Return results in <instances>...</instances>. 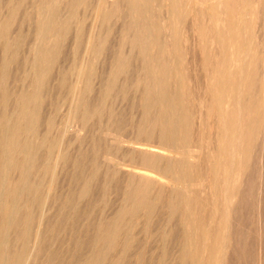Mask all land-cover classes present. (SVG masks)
<instances>
[{"label":"rangeland","instance_id":"obj_1","mask_svg":"<svg viewBox=\"0 0 264 264\" xmlns=\"http://www.w3.org/2000/svg\"><path fill=\"white\" fill-rule=\"evenodd\" d=\"M26 1H28V3ZM98 1L100 0H86V4L80 5L78 10H76L77 12L75 11L73 12V15L62 16V20H60V22L58 23L57 29L55 28L52 32H50L51 34L53 33L52 38H50V40L45 39L41 43L40 49L42 50L40 51L34 48L32 49V46L34 44V41L32 40L33 39L35 40L36 38L35 31L38 26V22L36 21V15L34 13L30 14L29 12L31 8L32 0L31 1L21 0V3L18 6L20 11L17 8L14 12L15 15L14 14L10 16L6 15L7 12L6 7H3V11H1L2 15H0V25L2 26H0V72H1L0 74L1 77L0 78V114H1L0 143L1 142L2 143L0 144V152L1 151L3 152L0 153V161H1L0 162V264H259V263L264 264V259H262L264 258V254H263L264 253V235H263L264 213L262 212L264 211V200H263L264 187L262 185L264 184V170H262L264 169V159H263L264 141L262 140L263 136H261V133L260 134L257 133L256 135L254 134L255 137L251 140L250 146L244 148L245 149L244 151H240L239 153L235 154L236 155L234 160L235 166L234 165L232 166L234 170L231 167L228 168L227 170H225V172L223 171L221 173L222 175L224 173L223 176L220 174L217 167L218 163H220V159L216 157L218 156L217 153H219L221 150L220 147L225 142L221 130L219 117L220 115H223L224 112H226L227 110H231L232 108L231 105L233 106L237 101L238 87H239L238 84L240 80L243 81V79H241V77L239 76L240 72H242L241 74L246 72L249 73L251 72L250 82H248V87L246 86L245 89H246V94L249 93L248 94L249 96L252 95L251 99L255 103L254 111H253L254 113L253 120L255 121V123L253 121L252 129L255 128V132H256L258 128L260 127L264 128V116H263L264 115V81H263L264 80V70H263L264 69V41H263L264 40V15H263L264 0H229V1L228 0H208V1L157 0V2L156 0H149L150 1L149 11L147 13L148 16L147 15L146 16L154 21L156 20L159 22H161L163 19L166 18L165 15L166 8L168 7V3H170L171 1H174L176 4L178 5L181 4L180 6L185 7L184 9H182L181 12V14L184 16L182 17L181 15H179L180 17V20L178 22L179 32L178 30L176 31V34L178 35L176 38L171 39L170 42L174 44L176 43V45L173 47V50H174V56L178 58L176 65H178L179 68L178 73L180 75L177 80V85H178L177 87L178 90L180 91L182 90L181 92L183 93L182 95L184 98L183 102L186 106L185 114H186L187 123L185 128L186 130L184 133L187 134L186 135L187 138L184 141H182L183 143L181 142V144H183L182 149L184 148L183 151H185L186 148L187 150L185 153H187L188 155L189 153L192 154V156L187 158V161L189 162L192 161V163L200 162L202 166L198 167L197 168L198 170H196V172H192L189 175L190 179L186 177L187 181L189 182V185H191V186L188 185V188L190 192H192L191 194L195 195L194 197H196L194 204L189 206L187 210H185L184 205H182L179 209H176L174 211L168 209L167 207H165V209L163 208L162 211V207L164 206L160 204L157 205L158 207L154 206L156 208L152 206L151 209L153 211L150 209V206L148 207L144 205L145 207L139 206V208H136V206L134 205L131 204L127 205L125 199L123 198V196L126 197L125 195L126 192L128 193L126 177H111L110 174L108 175V168L112 166L111 162L104 156V153L108 149L110 148H112L111 150L115 149V152L114 150L113 152L116 154L117 157L120 158L125 157L124 159H129L130 156L131 158H136V157L133 154L127 152L128 151L127 148L123 146L120 147V145L117 144L112 145L108 137H106V135L102 132V129L108 125H112L113 127L120 129L124 135H130L132 134V131H134L131 130L133 125L136 124L138 120H139V124L142 121L141 119V113L143 109L141 104L142 88L139 87L138 89L135 87V85H132V81L134 82L136 76L140 73V71H142L140 60L137 61L138 62L137 63L136 60L133 58V60L129 64V70L127 72L120 73L122 76L119 74L118 77L116 78H114L115 75L112 73L113 69H111L113 68V66L111 65H114L113 60L115 59V55H116L115 53L119 49V40H120L119 32L122 33L121 30L123 25L122 20H124V18H127L128 16L126 15L127 14L126 12L123 11L116 12V14L114 13L111 16L105 15L106 17L103 15L105 19L103 20L104 21L103 28L100 30L101 32L104 31L103 33L104 34L106 33L107 35V40L105 42L106 47L104 46L102 53L96 56L92 55L93 57L91 55L89 56L90 57L89 59H91L90 63L87 65L88 67H85L84 69V73L86 76L83 74L84 78L82 82L78 84L76 93L75 94L73 93L75 92V90L73 91V88H75L76 86L75 71L79 68L78 67L79 62L84 56L87 36L91 31H95L96 33L100 32L98 25L96 26V21H95L96 15L94 11V7L97 5ZM101 1L105 6L109 4L110 0H105V1L101 0ZM214 5H216V7ZM226 5L227 6L229 5V7H227ZM223 13L226 14L224 15V17L222 16ZM230 19L232 20L231 23H230L231 21ZM197 20L199 21V23ZM211 26H213V28ZM59 27L62 28L60 29ZM216 28H218L217 31ZM193 29L195 31H193ZM156 32L159 35L165 33L163 30H156ZM209 32H211L213 35L215 34V37L220 33H222L223 39L219 37L212 38L211 34L210 35L208 34ZM202 33L208 35L207 36L204 35L205 37L203 39V36H200ZM210 37L212 40L217 38L218 40L212 41L210 40ZM6 41L7 43H4ZM51 42L54 43L52 44ZM201 42L204 43L202 44ZM229 42L232 45H229ZM247 43H249L250 46ZM233 45L235 47H233ZM256 45L259 48H257ZM260 46H262L263 48ZM222 51L224 52V54ZM240 51L242 52V55ZM246 51L248 52L250 51L251 53L249 52L247 54ZM49 54L51 57L49 56ZM230 54L231 56L229 57ZM244 57L246 58V61ZM205 58L212 59V61L205 63L204 62ZM216 60L220 65H218ZM237 60L239 63L237 62ZM258 61L262 64H260ZM7 62L11 66L8 65ZM40 62L43 63V65H41ZM2 64L4 66H2ZM255 66L257 70L255 69ZM205 70H207V72ZM43 72L45 74H43ZM221 72L226 74V78L225 77L220 78ZM254 74L256 77L255 79H254ZM206 76L208 78H206ZM205 79L207 80V83ZM179 81H181L182 83ZM2 82H3V86H2ZM173 82L174 81L172 79L171 83L172 84L176 83ZM258 83L260 84L258 85ZM90 87L91 90H89ZM121 90L124 91L122 92ZM79 91H81V93ZM87 91L90 93H88ZM122 93L124 94L122 95ZM100 98L103 99V101ZM106 98L109 100H107ZM137 99L140 102H138ZM84 100L87 102H85ZM75 102L78 103L79 105L78 113L80 114V116L79 115L77 116L79 122L77 118L76 119L72 118L70 117L69 114L71 106L72 104H75ZM202 102L204 104H202ZM135 104H137V106ZM189 104L191 106H189ZM113 106L115 110L112 109ZM131 106H133V108ZM138 107H140V109ZM189 113H191V115ZM130 114H133L132 115L133 117ZM206 115L209 116L208 118L209 120L207 119L208 116ZM131 117L132 119H130ZM119 119L124 122L120 121ZM128 120H130L131 122ZM216 120L218 121V125L216 123L217 122ZM212 121L214 122L212 123ZM76 124H79V126H82V128L80 130H77ZM214 124L215 126H213ZM209 128L212 130H210ZM238 129L236 128L237 130L236 133L240 131V129L239 130ZM214 132L215 135H213ZM51 136H52V140H51ZM201 138L203 139L201 140ZM198 142H200L201 145ZM214 143L215 145H213ZM17 144H20L21 146L19 145L20 146L19 147ZM198 148L200 149V151L202 150L203 153L202 151L200 152ZM260 149L262 150L260 151ZM46 152L49 154H47ZM2 153H5L6 155ZM22 155L25 156L22 157ZM65 157H66L65 160L67 161L64 160ZM22 159L24 162L22 161ZM249 160L251 163H248ZM91 162H93V164L95 163L96 164L93 165ZM44 163L48 166L44 165ZM244 165L247 166L246 170L243 169ZM37 166L39 169L37 168ZM44 167L46 169H44ZM205 167L208 168L206 169ZM96 171L98 172L96 173ZM104 173L107 174V176H105ZM96 174H98V176H96ZM229 174L231 176V179L229 178L230 176H228ZM90 175H94V177L92 176L93 177L92 178L90 177ZM204 176L206 178H204ZM224 176L226 179L223 178ZM203 178L205 179L206 182L203 181ZM242 178L245 179V183ZM250 178L252 180H249ZM218 179L220 180L218 181ZM109 181H111V183H109ZM212 182L214 185L212 184ZM210 185H212V187ZM224 185L229 187V189L225 190ZM259 186L260 187L262 186L261 190L258 189L260 188ZM241 187L243 188V190ZM107 188L111 190V192ZM218 189L220 190L218 191ZM121 190H123L122 191L123 193L121 192ZM237 191H239V195H237L238 194ZM252 191L254 193H251ZM213 195L215 196L213 197ZM205 196H207L208 199ZM197 197H199V199ZM216 199L219 200V202L216 201ZM207 202L211 203V205L207 204ZM233 202L234 203L237 202V203L234 204ZM259 202L261 205L259 204ZM197 204L198 206H196ZM121 205L124 207L121 208ZM118 206H120V208ZM207 206L210 209L212 206V209L211 210L208 209ZM141 208H143L144 210L143 209L141 210ZM159 208L161 209V211ZM228 209H230V212ZM117 211H122V212L120 213L118 212V214H116ZM148 211L151 213H148ZM158 211H160L161 213ZM218 212L219 214H217ZM260 213L263 214L260 215ZM119 215H121L122 218ZM142 215H144L145 217ZM147 216H148V220L146 219ZM164 217L166 218V220ZM187 217L190 219H188ZM200 217L202 220L200 219ZM139 218L140 219L144 218V219L140 220ZM203 218L206 219L205 222H203L204 221ZM224 219H227V221H225ZM116 220L120 222V226H119V222L117 223ZM103 221L105 222V224ZM99 222L101 224H99ZM113 222L117 225H113L114 224ZM136 222L139 223L140 225L137 224ZM140 222H142V224ZM143 222L144 224L146 223L145 227L142 226L144 225ZM122 223L125 225H122ZM149 224L150 227H152L150 229H149ZM228 224L231 226H229ZM131 225L133 226L131 227ZM161 225H163L164 227H162ZM111 226L112 227L114 226L115 228L113 227V229H111ZM104 227L107 229H104ZM118 227L121 229L118 230L119 229ZM161 228H163V230ZM97 229H101V231L103 232ZM128 229H132V230H128ZM125 230L128 231L125 232ZM96 231L97 232L99 231L98 233L100 235ZM123 231L126 234H123L122 233ZM184 231L185 233H183ZM94 233L96 236L94 235ZM110 233L113 234L112 237H111L112 234ZM179 233L181 234L179 235ZM36 234L37 236H35ZM38 234L40 235L38 236ZM97 234L99 235L100 238L97 237L98 236ZM116 234L119 235V237H117ZM151 234L153 235L151 236ZM130 235H132L131 237H133V239L129 237ZM160 235L163 237H161ZM122 236L124 239L122 238ZM242 236L244 237V239ZM115 237L118 239H116ZM128 237L131 239L128 240L129 239ZM120 238L123 239L124 241L121 240ZM107 239L110 240L111 243L109 241L107 244L106 243V241H108ZM260 239L262 240V242ZM119 240L121 242H119ZM198 242L199 244H197ZM126 243L128 246L125 245ZM225 243H227V246H225L226 245ZM109 244H111V246ZM122 244L127 246V248L124 247L125 250L123 249L124 245L122 246ZM120 245L121 247H119ZM102 246L105 247V249ZM228 246H230L229 247L230 249L228 248ZM116 247L117 249H115ZM189 247L191 248V250L189 249ZM100 248L103 249L100 250ZM176 248L177 250H175ZM221 248H223V250ZM128 249L131 250L129 251ZM99 251L103 253L101 252L99 253ZM106 251H108L109 253L107 252L106 254ZM207 252L208 254L206 255ZM96 253H98V255ZM104 253L107 256L104 255ZM189 255L191 258L189 257Z\"/></svg>","mask_w":264,"mask_h":264},{"label":"bare ground","instance_id":"obj_2","mask_svg":"<svg viewBox=\"0 0 264 264\" xmlns=\"http://www.w3.org/2000/svg\"><path fill=\"white\" fill-rule=\"evenodd\" d=\"M23 1V0H22ZM31 1V0H30ZM105 1V0H104ZM167 1V0H166ZM170 1V0H169ZM208 1V0H206ZM229 1V0H228ZM28 3V1H26ZM149 0H110L108 5H103V2L100 0L98 1L97 5L94 7V11H95V15H96V26L98 25L99 30L103 28V20L105 19V15H113L114 13L116 14V12H126L128 15L127 18H124L123 21V25H122V33L119 32L120 34V40H119V49L116 51V55H115V59L113 60V64L111 65L113 66V71L112 73L115 75L114 78L118 77V75L122 72H127L129 70V64L130 62L133 60V58L137 61L140 60L141 62V70L140 73L136 76L135 81H132V85H135L136 88L139 89V87H141L142 89V98H141V104H142V113H141V119L142 121L139 124V120L136 124L133 125V127L131 128L132 134L130 135H124L120 129L113 127L112 125H108L105 128L102 129V132L106 135V137H108L109 141L113 144H117L127 148V152L133 154L136 158H130L129 159H124L123 157H117L115 152L113 150H111L112 148L108 149L105 153L104 156L111 162L112 166H108L110 168H108V175L110 174L111 177H126V184H127V188H128V193L126 192V197L123 196V198L125 199V202L131 205L136 206V208H139V206H157V205H162L164 207H162V211L163 208L165 209V207H167L170 210H176L179 209L182 205H184L185 210L188 209L189 206L193 205L195 202V195H192L188 188L189 182L187 181L186 177H190L189 175L192 172H196V170H198V167H201L202 164L200 162H189L187 161V158L192 156L191 153H189V155L186 152V148L185 151H183L182 149V145L181 142L184 141L187 138V134L184 133L185 132V128H186V114H185V110H186V106L184 104V98H183V93L178 90V85H177V80L178 77L180 76L178 73V65H176L177 63V59L174 56V50L173 47L176 45V43H172L170 42L171 39H174L177 37L178 34H176V31L179 29V25L178 22L180 20L179 15H181L182 17L184 15L181 14L182 9H184V6H180L178 4H176L174 1H171L170 3H168V7L166 8V18L163 19L161 22L159 21H154L151 18L147 17L148 16V11H149ZM152 2V1H151ZM157 2V0H156ZM163 2V1H162ZM185 2V1H184ZM191 2V1H190ZM198 2V1H197ZM202 2V1H201ZM245 2V1H244ZM21 3V0H0V15H2L1 11H3V7H6V15H13L15 10L18 8L19 4ZM107 3V2H106ZM105 3V4H106ZM192 3V2H191ZM200 3V1H199ZM257 3V2H255ZM86 4V0H32V4H31V8L29 10L30 14L34 13L36 15V21L38 22V26L37 29L35 31V40L33 39L32 41H34V44L32 46V49H37L38 51L42 50L40 49V45L41 43L45 40L48 39L50 40V38H52V34L50 32H52L55 28L57 29L58 23L60 22V20H62V16H67V15H73V12H77L76 10H78L80 5H85ZM152 4V3H151ZM204 4V3H203ZM213 4V3H212ZM218 4V3H217ZM246 4V3H245ZM63 5V6H62ZM201 5V4H200ZM221 5V4H220ZM219 5V6H220ZM242 5V4H241ZM259 5V4H258ZM257 5V6H258ZM28 6V5H27ZM216 7V5H214ZM227 6V5H226ZM235 6V5H234ZM246 6V5H244ZM253 6V5H252ZM23 7V6H22ZM229 7V5L227 6ZM239 7V6H238ZM254 7V6H253ZM21 8V6H20ZM25 8V7H24ZM82 8V7H81ZM84 8V7H83ZM191 8V7H190ZM208 8V7H207ZM210 8V7H209ZM240 8V7H239ZM243 8V7H242ZM247 8V7H246ZM264 8V7H263ZM154 9V8H153ZM219 9V7H218ZM260 9V8H259ZM258 9V10H259ZM19 10V8H18ZM85 10V9H84ZM213 10V9H212ZM211 10V11H212ZM217 10V9H215ZM239 10V9H237ZM248 10V9H247ZM20 11V10H19ZM192 11V10H191ZM206 11V9H205ZM249 11V10H248ZM256 11V10H255ZM84 12V11H83ZM93 12V11H92ZM217 12V11H216ZM257 12V11H256ZM262 12V11H261ZM17 13V12H16ZM212 13V12H211ZM263 13V12H262ZM21 14V13H20ZM123 14V13H122ZM162 14V15H164ZM260 14V13H259ZM15 15V14H14ZM34 15V16H35ZM81 15V14H80ZM103 15L105 17H103ZM121 15V14H120ZM124 15V14H123ZM147 15V16H146ZM203 15V14H202ZM223 13V17H224ZM257 15V14H256ZM261 15V14H260ZM264 15V14H263ZM33 16V15H32ZM57 17V18H56ZM151 17V15H150ZM163 17V16H162ZM218 17V16H217ZM221 17V16H220ZM233 17V16H232ZM231 17V18H232ZM237 17V16H236ZM241 17V16H239ZM18 18V17H17ZM64 18V17H63ZM119 18V17H118ZM117 18V19H118ZM121 18V17H120ZM210 18V17H209ZM252 18V17H251ZM72 19V18H71ZM123 19V18H122ZM239 19V18H238ZM69 20V19H68ZM231 20V19H230ZM4 21V20H3ZM2 21V22H3ZM6 21V20H5ZM12 21V19H11ZM98 21V23H97ZM102 21V22H101ZM198 21V20H197ZM209 21V20H208ZM211 21V20H210ZM216 21V20H215ZM228 21V20H227ZM17 22V21H16ZM30 22V21H29ZM107 22V21H106ZM119 22V21H118ZM184 22V21H183ZM201 22V21H200ZM203 22V21H202ZM213 22V21H212ZM222 22V21H220ZM232 22V20L230 21V23ZM236 22V20H235ZM12 23V22H11ZM79 23V21H78ZM199 23V21H198ZM219 23V22H217ZM25 24V22H24ZM36 24V23H35ZM61 24V23H60ZM107 24V23H106ZM187 24V23H186ZM203 24V23H202ZM234 24V23H233ZM239 24V22H238ZM200 25V24H199ZM198 25V27H199ZM209 25V23H208ZM222 25V24H221ZM230 25V24H229ZM236 25V24H235ZM247 25V24H246ZM2 26V25H0ZM19 26V25H18ZM79 26V25H78ZM184 26V23H183ZM206 26V24H205ZM214 26V25H213ZM213 26H211L213 28ZM223 27V26H222ZM60 28V27H59ZM62 28V27H61ZM60 28V29H61ZM93 28V27H92ZM91 28V29H92ZM211 28V29H212ZM225 28V27H224ZM223 28V29H224ZM15 29V28H14ZM108 29V28H107ZM185 29V28H184ZM198 29V28H197ZM196 29V30H197ZM201 29V28H200ZM218 28H216L217 31ZM231 29V28H230ZM245 29V27H244ZM63 30V29H62ZM70 30V29H69ZM112 30V29H111ZM110 30V31H111ZM156 30H163L165 33L164 34H158L156 32ZM192 30V29H191ZM210 30V29H209ZM239 30V29H238ZM181 31V30H180ZM193 31H195L193 29ZM199 31V30H198ZM197 31V33H198ZM227 31V30H226ZM247 31V30H246ZM18 32V31H17ZM104 32V31H103ZM103 32H98L96 33L95 31H91L88 36H87V41H86V49L84 50V56L81 59V61L79 62L78 65V69L75 71L76 73V86L75 88H73V91L75 90V92H73L74 94L77 91V87L78 84L80 82H82L83 80V76L85 75L84 73V69L85 67H88L87 65L90 63L89 59L90 55H98L100 53H102L103 48L105 46V42L107 40V35L106 33L104 34ZM179 32V30H178ZM203 32V31H202ZM224 32V31H223ZM3 33V32H1ZM81 33V32H80ZM201 33V32H200ZM205 33V32H204ZM204 33H202L200 36H203V39L205 36H207L208 34H211L212 38H222L223 39V34L222 33H218L219 35H217L215 37V34L213 35L211 32H209L207 35H205ZM237 33V32H236ZM37 34V36H36ZM181 34V32H180ZM242 34V33H241ZM199 35V34H198ZM205 35V36H204ZM44 36V37H43ZM79 36V35H78ZM229 36V34H228ZM19 37V36H18ZM23 37V36H22ZM43 37V38H41ZM187 37V36H186ZM198 37V36H195ZM210 37V40H212ZM12 38V37H11ZM28 38V37H27ZM79 38V37H78ZM119 38V37H118ZM201 38V37H200ZM199 38V39H200ZM207 38V37H206ZM236 38V37H235ZM240 38V37H239ZM247 38V37H246ZM13 39V38H12ZM221 39V40H222ZM237 39V38H236ZM4 40V39H3ZM28 40V39H27ZM180 40V39H179ZM206 40V39H205ZM214 40H218L214 39ZM212 40V41H214ZM235 40V39H234ZM240 40V39H239ZM228 41V40H227ZM264 41V40H263ZM175 42V40H174ZM206 42V41H205ZM219 42V41H218ZM224 42V41H223ZM232 42V41H231ZM4 43H7L4 42ZM52 43V42H51ZM54 43V42H53ZM52 43V44H53ZM178 43V42H177ZM202 43V42H201ZM204 43V42H203ZM202 43V44H203ZM244 43V42H243ZM23 44V43H21ZM25 44V43H24ZM235 44V43H234ZM249 46L250 44L247 43ZM252 44V43H251ZM15 45V44H14ZM222 45V44H221ZM229 45L230 44L229 42ZM6 46V45H5ZM4 46V47H5ZM25 46V45H24ZM204 46V45H203ZM211 46V45H210ZM241 46V45H240ZM263 46V45H262ZM260 46V47H262ZM23 47V46H22ZM106 47V46H105ZM232 47V46H231ZM233 47H235L233 45ZM232 47V48H233ZM257 47V45H256ZM2 48V47H1ZM216 48V46H215ZM259 48V47H257ZM263 48V47H262ZM22 49V48H21ZM44 49V46H43ZM77 49V48H76ZM48 50V49H47ZM218 50V49H217ZM245 50V49H242ZM252 50V49H251ZM2 51V50H1ZM176 51V50H175ZM179 51V50H178ZM177 51V52H178ZM226 51V50H225ZM257 51V50H256ZM35 52V51H34ZM33 52V53H34ZM37 52V51H36ZM46 52V51H44ZM223 52V51H222ZM221 52V53H222ZM230 52V51H229ZM241 52V51H240ZM247 54L250 52L246 51ZM255 52V51H252ZM263 52V51H262ZM176 53V52H175ZM212 53V52H211ZM216 53V51H215ZM213 53V54H215ZM239 53V52H238ZM251 53V52H250ZM257 53V52H256ZM259 53V52H258ZM5 54V53H4ZM48 54V53H47ZM224 54V52H223ZM232 54V53H231ZM231 54L229 55V57L231 56ZM240 54V53H239ZM238 54V55H239ZM261 54V53H260ZM3 55V54H2ZM36 55V53H35ZM41 55V54H40ZM242 55V52H241ZM258 55V54H257ZM33 56V55H32ZM38 56V55H37ZM50 56V54H49ZM184 56V55H183ZM209 56V55H208ZM236 56V55H235ZM253 56V54H252ZM6 57V56H5ZM51 57V56H50ZM93 57V56H92ZM101 57V56H100ZM98 57V58H100ZM113 57V56H112ZM181 57V56H180ZM214 57V56H213ZM212 57V58H213ZM216 57V56H215ZM250 57V56H249ZM260 57V55H259ZM258 57V58H259ZM182 58V57H181ZM220 58V57H218ZM245 58V57H244ZM254 58V57H253ZM257 58V56H256ZM15 59V58H14ZM51 59V58H50ZM55 59V58H54ZM94 59V58H93ZM217 59V58H216ZM223 59V58H222ZM227 59V58H226ZM232 59V58H231ZM230 59V60H231ZM243 59V58H242ZM5 60V59H4ZM11 60V59H10ZM17 60V58H16ZM15 60V61H16ZM25 60V59H24ZM203 60V59H202ZM218 60V59H217ZM216 60V61H217ZM263 60V59H262ZM12 61V60H11ZM29 61V60H28ZM39 61V60H38ZM50 61V60H49ZM180 61V60H179ZM183 61V60H182ZM186 61V60H185ZM195 61V60H194ZM201 61V60H199ZM209 61H212V59L209 58H205L204 62L207 63ZM232 61V60H231ZM241 61V60H240ZM246 61V58H245ZM254 61V60H253ZM14 62V61H13ZM238 62V60H237ZM242 62V61H241ZM240 62V63H241ZM244 62V61H243ZM259 62V61H258ZM11 63V62H10ZM35 63V62H34ZM51 63V62H50ZM68 63V62H67ZM73 63V62H72ZM138 63V62H137ZM212 63V62H210ZM218 63V61H217ZM216 63V64H217ZM224 63V62H223ZM239 63V62H238ZM247 63V62H246ZM245 63V64H246ZM260 63V62H259ZM8 64V62H7ZM41 65H43V63L40 62ZM58 64V63H57ZM71 64V63H70ZM110 64V63H109ZM180 64V63H179ZM183 64V63H182ZM244 64V65H245ZM250 64V63H249ZM262 64V63H260ZM10 65V64H8ZM45 65V64H44ZM132 65V64H131ZM218 65H220L218 63ZM251 65V64H250ZM2 66H4L2 64ZM11 66V65H10ZM51 66V65H50ZM65 66V65H64ZM63 66V67H64ZM213 66V65H212ZM229 66V65H228ZM237 66V65H236ZM253 66V63H252ZM251 66V67H252ZM261 66V65H260ZM263 66V65H262ZM26 67V66H25ZM52 67V66H51ZM227 67V66H226ZM225 67V70H226ZM231 67V66H230ZM235 67V66H234ZM246 67V66H245ZM6 68V67H5ZM35 68V67H34ZM199 68V67H198ZM204 68V67H203ZM212 68V67H211ZM247 68V67H246ZM187 69V68H186ZM205 69V68H204ZM219 69V68H218ZM223 69V68H222ZM231 69V68H230ZM237 69V68H236ZM256 69V66H255ZM72 70V69H71ZM209 70V69H207ZM207 70H205L207 72ZM221 70V69H220ZM248 70V69H246ZM253 70V69H250ZM257 70V69H256ZM264 70V69H263ZM262 70V71H263ZM9 71V70H8ZM38 71V70H37ZM135 71V70H134ZM133 71V72H134ZM204 71V70H203ZM231 71V70H230ZM238 71V70H237ZM243 71V70H242ZM261 71V70H260ZM3 72V71H2ZM87 72V71H86ZM91 72V71H90ZM215 72V71H214ZM225 72V71H224ZM229 72V71H228ZM216 73V72H215ZM231 73V72H230ZM229 73V74H230ZM233 73V72H232ZM242 72H240L239 76L241 77V79H243V81L240 80L239 84H238V98L236 103L232 106L231 105V110H227L226 112H224L223 115H220L219 119H220V125H221V130H222V134H223V138H224V144L220 147V152L217 153L218 159H220V163H218V170L220 172V174L225 170H227L228 168H232V166L235 164L234 160H235V154L239 153L240 151H244L246 147L250 146L251 140L255 137V135L257 133H261V136H263V141H264V128L260 127L257 129V131L255 132V128L252 129V123H253V111H254V102L251 99L252 95L249 96L248 94H246V89L245 87H248V82H250L251 79V72H246L241 74ZM255 73V72H254ZM259 73V72H258ZM1 74V72H0ZM43 74H45L43 72ZM67 74V73H65ZM69 74V73H68ZM84 74V75H83ZM88 74V73H87ZM95 74V73H93ZM92 74V75H93ZM126 74V73H125ZM134 74V73H133ZM136 74V73H135ZM182 74V73H181ZM214 74V73H213ZM221 76L220 78H226V74L224 73H220ZM30 75V74H29ZM38 75V74H37ZM121 75V74H120ZM233 75V74H232ZM259 75V74H258ZM86 76V75H85ZM112 76V75H111ZM122 76V75H121ZM215 76V75H214ZM228 76V75H227ZM7 77V76H5ZM10 77V76H9ZM71 77V76H70ZM92 77V76H91ZM185 77V76H184ZM233 77V76H232ZM1 78V77H0ZM37 78V77H36ZM48 78V77H47ZM127 78V77H125ZM206 78H208L206 76ZM235 78V77H234ZM237 78V77H236ZM255 74H254V79H255ZM40 79V77H39ZM46 79V77H45ZM75 79V78H74ZM176 82L174 84L171 83V81ZM199 79V78H198ZM219 79V78H218ZM36 80V79H35ZM65 80V78H64ZM115 80V79H114ZM117 80V79H116ZM120 80V78H119ZM132 80V79H131ZM183 80V79H182ZM191 80V78H190ZM206 80V79H205ZM204 80V81H205ZM214 80V79H213ZM258 80V79H257ZM122 81V80H121ZM128 81V79H127ZM217 81V79H216ZM225 81V80H224ZM264 81V80H263ZM262 81V82H263ZM33 82V81H32ZM71 82V81H70ZM114 82V81H113ZM126 82V81H125ZM181 82V81H179ZM260 82V81H259ZM25 83V82H24ZM118 83V82H117ZM120 83V82H119ZM131 83V82H130ZM182 83V82H181ZM207 83V80H206ZM205 83V84H206ZM261 83V82H260ZM258 83V85L260 84ZM70 84V83H69ZM129 84V83H128ZM180 84V83H179ZM211 84V83H210ZM214 84V83H213ZM223 84V83H222ZM226 84V82H225ZM228 84V83H227ZM252 84V83H251ZM38 85V84H36ZM105 85V84H104ZM109 85V84H108ZM189 85V84H188ZM187 85V86H188ZM2 86H3V82H2ZM42 86V85H41ZM113 86V85H112ZM193 86V85H192ZM222 86V85H221ZM227 86V85H226ZM263 86V85H262ZM108 87V86H105ZM111 87V86H110ZM133 87V86H132ZM181 87V86H180ZM185 87V86H184ZM207 87V85H206ZM217 87V86H216ZM229 87V86H228ZM29 88V87H28ZM190 88V87H189ZM188 88V91H189ZM254 88V87H252ZM105 89V88H104ZM107 89V88H106ZM132 89V88H131ZM229 89V88H228ZM251 89V88H250ZM32 90V88H31ZM29 90V91H31ZM88 90V89H87ZM91 90V87L90 89ZM88 90V91H89ZM113 90V89H112ZM206 90V89H205ZM28 91V90H27ZM87 91V92H88ZM104 91V90H103ZM122 91V90H121ZM124 91V90H123ZM122 91V92H123ZM128 91V90H127ZM126 91V92H127ZM138 91V90H137ZM187 91V90H186ZM210 91V90H209ZM81 93V91H79ZM106 92V91H105ZM118 92V91H117ZM257 92V91H256ZM31 93V92H30ZM90 93V92H88ZM111 93V92H110ZM115 93V92H114ZM137 93V92H136ZM135 93V94H136ZM231 93V92H230ZM229 93V94H230ZM32 94V93H31ZM78 94V93H77ZM121 94V93H120ZM124 93H122L123 95ZM126 94V93H125ZM132 94V93H131ZM210 94V93H209ZM89 95V94H88ZM109 95V93H108ZM107 95V96H108ZM121 95V96H122ZM139 95V94H138ZM187 95V94H186ZM189 95V94H188ZM204 95V94H203ZM207 95V94H206ZM12 96V95H11ZM28 96V95H27ZM86 96V95H85ZM91 96V95H90ZM135 96V95H134ZM210 96V95H209ZM26 97V96H25ZM36 97V95H35ZM68 97V96H67ZM76 97V96H75ZM111 97V96H110ZM141 97V96H140ZM208 97V96H207ZM214 97V96H213ZM232 97V95H231ZM69 98V97H68ZM79 98V97H78ZM105 98V97H104ZM116 98V96H115ZM121 98V97H120ZM126 98V97H124ZM123 98V99H124ZM133 98V97H132ZM138 98V97H137ZM205 98V97H204ZM236 98V97H235ZM72 99V98H71ZM74 99V98H73ZM101 99V98H100ZM107 99V98H106ZM136 99V98H135ZM187 99V98H186ZM209 99V98H208ZM213 99V98H212ZM230 99V98H229ZM68 100V99H67ZM88 100V99H87ZM103 101V99H101ZM109 100V99H107ZM134 100V99H133ZM188 100V99H187ZM192 100V99H191ZM198 100V99H197ZM207 100V99H206ZM218 100V99H217ZM73 101V100H72ZM85 101V100H84ZM106 101V100H105ZM138 101V99H137ZM190 101V99H189ZM203 101V100H202ZM227 101V100H226ZM74 102V101H73ZM72 102V103H73ZM87 102V101H85ZM91 102V101H90ZM107 102V101H106ZM140 102V101H138ZM188 102V101H187ZM194 102V101H193ZM192 102V103H193ZM199 102V101H198ZM197 102V103H198ZM207 102V101H206ZM258 102V101H257ZM27 103V102H26ZM68 103V102H67ZM94 103V102H93ZM103 103V102H102ZM186 103V101H185ZM189 103V102H188ZM191 103V102H190ZM30 104V103H29ZM38 104V103H37ZM81 104V103H80ZM100 104V103H99ZM106 104V103H105ZM129 104V103H128ZM138 104V103H137ZM137 104H135L137 106ZM202 104H204L202 102ZM219 104V103H218ZM231 104V103H230ZM229 104V105H230ZM88 105V104H87ZM132 105V103H131ZM134 105V104H133ZM195 105V104H194ZM193 105V106H194ZM258 105V104H257ZM18 106V105H17ZM69 106V105H68ZM82 106V105H81ZM89 106V105H88ZM102 106V104H101ZM104 106V105H103ZM135 106V108H136ZM189 106H191L189 104ZM208 106V105H207ZM225 106V105H224ZM105 107V106H104ZM133 108V106H131ZM195 107V106H194ZM193 107V108H194ZM220 107V106H219ZM258 107V106H257ZM15 108V107H14ZM19 108V107H18ZM108 108V107H107ZM131 108V109H132ZM140 109V107H138ZM202 108V107H201ZM205 108V107H204ZM211 108V107H210ZM3 109V108H2ZM8 109V108H7ZM87 109V108H86ZM95 109V108H94ZM103 109V108H102ZM106 109V108H105ZM110 109V108H109ZM114 109V106L112 108ZM230 109V108H229ZM79 110V105L78 103L75 102V104H72L71 109H70V117L72 118H77V116L80 114L78 113ZM138 110V109H137ZM218 110V109H217ZM224 110V109H223ZM6 111V110H5ZM99 111V110H98ZM135 111V109H134ZM188 111V110H187ZM215 111V110H214ZM222 111V110H221ZM80 112V111H79ZM94 112V110H93ZM107 112V110H106ZM105 112V113H106ZM209 112V111H208ZM68 113V112H66ZM82 113V112H81ZM104 113V114H105ZM131 113V112H130ZM214 113V112H212ZM26 114V113H25ZM94 114V113H93ZM102 114V113H101ZM108 114V113H107ZM106 114V115H107ZM134 114V113H133ZM133 114H130L131 116ZM137 114V113H136ZM135 114V115H136ZM191 115V113H189ZM206 114V113H205ZM204 114V116H205ZM16 115V114H15ZM96 115V114H95ZM115 115V114H114ZM117 115V114H116ZM211 115V114H210ZM218 115V114H217ZM1 116V114H0ZM14 116V114H13ZM18 116V114H17ZM16 116V117H17ZM36 116V115H35ZM82 116V114H81ZM108 116V115H107ZM110 116V114H109ZM201 116V115H200ZM208 116V115H206ZM213 116V115H212ZM211 116V117H212ZM216 116V115H215ZM264 116V115H263ZM21 117V116H20ZM66 117V116H65ZM92 117V116H91ZM114 117V116H113ZM130 117V116H129ZM133 117V116H132ZM132 117L130 119H132ZM217 117V116H216ZM14 118V117H13ZM26 118V117H25ZM94 118V116H93ZM140 118V117H139ZM202 118V117H201ZM209 118V116L207 117V119ZM218 118V117H217ZM78 119V118H77ZM87 119V118H86ZM123 119V118H122ZM138 119V118H137ZM136 119V120H137ZM52 120V119H51ZM69 120V119H68ZM85 120V119H84ZM92 120V119H91ZM117 120V119H116ZM120 120V119H119ZM125 120V117H124ZM209 120V119H208ZM26 121V120H25ZM37 121V120H36ZM39 121V120H38ZM50 121V120H49ZM66 121V120H65ZM122 121V120H120ZM130 121V120H128ZM217 121V120H216ZM35 122V120H34ZM53 122V121H52ZM73 122V121H72ZM76 122V121H75ZM79 122V119H78ZM115 122V120H114ZM124 122V121H122ZM127 122V121H126ZM131 122V121H130ZM134 122V121H132ZM208 122V121H207ZM214 121H212L213 123ZM2 123V122H1ZM19 123V122H18ZM69 123V122H68ZM88 123V122H87ZM196 123V122H195ZM200 123V121H199ZM218 125V121L216 122ZM255 123V121H254ZM16 124V123H15ZM48 124V123H47ZM66 124V123H65ZM72 124V123H71ZM70 124V125H71ZM75 124V123H73ZM80 124V123H79ZM79 124L77 125V130H80L82 128V126H79ZM122 124V123H121ZM125 124V123H123ZM131 124V123H130ZM22 125V124H21ZM38 125V124H37ZM75 125V126H76ZM83 125V124H82ZM129 125V124H128ZM202 125V123H201ZM263 125V124H261ZM33 126V125H32ZM51 126V125H50ZM49 126V127H50ZM54 126V125H53ZM130 126V125H129ZM215 126V124L213 125ZM37 127V126H36ZM70 127V126H68ZM120 127V126H119ZM196 127V125H195ZM200 127V126H199ZM19 128V127H18ZM52 128V127H51ZM75 128V129H76ZM84 128V127H83ZM192 128V127H191ZM194 128V127H193ZM236 128L240 129V131H238L236 133ZM53 129V128H52ZM74 129V130H75ZM125 129V128H124ZM207 129V127H206ZM210 129V128H209ZM214 129V128H213ZM234 129V131H233ZM238 129V130H239ZM29 130V129H28ZM86 130V129H85ZM190 130V129H189ZM198 130V129H197ZM204 130V129H203ZM212 130V129H210ZM32 131V130H31ZM201 131V128H200ZM78 132V131H76ZM188 132V131H187ZM205 132V131H204ZM213 132V131H212ZM220 132V131H218ZM26 133V130H25ZM15 134V133H14ZM49 134V133H48ZM194 134V133H193ZM217 134V133H216ZM255 134V135H254ZM35 135V134H34ZM50 135V134H49ZM52 135V134H51ZM215 135V132L214 134ZM212 135V136H213ZM219 135V134H218ZM221 135V134H220ZM56 136V135H55ZM191 136V135H190ZM197 136V135H196ZM200 136V135H199ZM205 136V133H204ZM202 136V137H204ZM217 136V135H216ZM21 137V136H20ZM78 137V135H77ZM195 137V136H194ZM208 137V136H207ZM30 138V137H29ZM60 138V137H59ZM62 138V137H61ZM219 138V137H218ZM261 138V137H260ZM259 138V139H260ZM31 139V138H30ZM40 139V138H39ZM203 138H201L202 140ZM29 140V139H28ZM51 140H52V136H51ZM193 140V139H192ZM218 140V139H217ZM106 141V140H105ZM214 141V140H212ZM255 141V140H254ZM262 141V142H263ZM20 142V141H19ZM220 142V141H219ZM218 142V143H219ZM2 143V142H1ZM0 143V144H1ZM25 143V142H24ZM109 143V142H108ZM107 143V144H108ZM183 143V142H182ZM200 143V142H198ZM4 144V143H3ZM2 144V145H3ZM7 144V143H6ZM23 144V143H22ZM27 144V143H26ZM42 144V143H41ZM44 144V141H43ZM62 144V143H61ZM99 144V143H98ZM197 144V143H196ZM209 144V143H208ZM207 144V145H208ZM220 144V143H219ZM216 144V145H219ZM264 144V143H263ZM16 145V144H15ZM18 146L20 144H17ZM201 145V143H200ZM199 145V146H200ZM215 145V143L213 144ZM5 146V145H4ZM21 146V145H20ZM19 146V147H20ZM106 146V145H105ZM197 146V145H196ZM195 146V147H196ZM211 146V145H210ZM51 147V146H50ZM99 147V146H98ZM101 147V146H100ZM108 147V146H107ZM114 147V146H113ZM208 147V146H207ZM8 148V147H6ZM94 148V147H93ZM214 148V147H213ZM218 148V147H217ZM257 148V147H256ZM261 148V147H260ZM29 149V148H28ZM32 149V147H31ZM36 149V148H35ZM53 149V148H51ZM55 149V146H54ZM103 149V148H102ZM123 149V148H122ZM7 150V149H6ZM49 150V149H48ZM126 150V149H125ZM198 150L200 151V149L198 148ZM204 150V147H203ZM262 149H260L261 151ZM95 151V150H94ZM102 151V150H101ZM202 151V150H201ZM200 151V152H201ZM259 151V152H260ZM3 152V151H1ZM0 152V153H1ZM53 152V151H52ZM63 152V151H62ZM189 152V151H188ZM199 152V153H200ZM255 152V151H254ZM23 153V152H21ZM26 153V151H25ZM47 153V152H46ZM95 153V152H94ZM197 153V151H196ZM203 153V151H202ZM207 153V152H206ZM244 153V152H243ZM264 153V152H263ZM5 154V153H2ZM29 154V153H28ZM49 154V153H47ZM55 154V152H54ZM99 154V153H98ZM210 154V153H209ZM6 155V154H5ZM8 155V154H7ZM19 155V154H18ZM123 155V154H121ZM207 155V154H206ZM25 155H22V157ZM44 156V155H43ZM41 156V157H43ZM127 156V155H126ZM254 156V155H252ZM260 156V155H259ZM18 157V156H17ZM16 157V159H17ZM20 157V156H19ZM27 157V156H26ZM48 157V156H47ZM55 157V156H54ZM98 157V156H97ZM104 157V159H105ZM200 157V156H199ZM202 157V156H201ZM205 157V156H204ZM211 157V156H210ZM251 157V156H250ZM45 158V157H44ZM215 158V157H214ZM227 158V159H226ZM245 158V156H244ZM263 158V157H262ZM2 159V158H1ZM29 159V158H26ZM43 159V158H42ZM66 159V157L64 158V160ZM69 159V158H68ZM212 159V158H211ZM229 159V160H228ZM247 159V158H246ZM264 159V158H263ZM9 160V159H8ZM21 160V159H20ZM38 160V159H37ZM63 160V159H62ZM95 160V159H94ZM97 160V159H96ZM99 160V159H98ZM190 160V159H189ZM205 160V159H204ZM213 160V159H212ZM19 161V160H18ZM23 161V159H22ZM53 161V160H52ZM55 161V160H54ZM67 161V160H65ZM64 161V162H65ZM203 161V160H202ZM214 161V160H213ZM252 161V160H251ZM263 161V160H261ZM1 162V161H0ZM4 162V161H3ZM2 162V163H3ZM17 162V161H16ZM24 162V161H23ZM47 162V161H46ZM63 162V161H62ZM109 162V163H110ZM204 162V161H203ZM217 162V161H216ZM214 162V163H216ZM244 162V161H243ZM51 163V161H50ZM68 163V162H67ZM93 164V162H91ZM207 163V162H206ZM248 163H251L250 160ZM5 164V163H4ZM11 164V163H10ZM28 164V163H27ZM49 164V163H47ZM96 164V163H95ZM93 164V165H95ZM100 164V163H99ZM98 164V165H99ZM209 164V163H208ZM258 164V163H257ZM262 164V163H261ZM21 165V164H20ZM44 165H46L44 163ZM43 165V166H44ZM53 165V164H52ZM72 165V164H71ZM239 165V164H238ZM48 166V165H46ZM107 166V164H106ZM235 166V165H234ZM257 166V165H256ZM41 167V166H40ZM99 167V166H98ZM204 167V166H203ZM247 166L244 165L243 169H247ZM251 167V166H250ZM38 168V166H37ZM91 168V167H90ZM100 168V167H99ZM206 169L208 167H205ZM216 168V167H215ZM39 169V168H38ZM43 169V167H42ZM44 169H46L44 167ZM53 169V168H52ZM233 169V168H232ZM236 169V168H235ZM238 169V168H237ZM250 169V168H249ZM259 169V168H258ZM261 169V168H260ZM28 170V169H27ZM100 170V169H99ZM211 170V168H210ZM234 170V169H233ZM251 170V169H250ZM264 170V169H262ZM50 171V170H49ZM54 172V170H53ZM95 172V171H94ZM98 171H96L97 173ZM101 172V171H100ZM104 172V171H103ZM102 172V173H103ZM107 172V171H105ZM209 172V169H208ZM211 172V171H210ZM233 172V171H232ZM247 172V171H246ZM252 172V171H251ZM255 172V171H254ZM263 172V171H262ZM46 173V172H45ZM85 173V172H84ZM200 173V172H199ZM212 173V172H211ZM242 173V172H241ZM256 173V172H255ZM88 174V173H87ZM100 174V173H99ZM105 174V173H104ZM202 174V173H201ZM216 174V173H215ZM239 174V173H238ZM243 174V173H242ZM248 174V173H247ZM250 174V172H249ZM208 175V174H207ZM214 175V174H213ZM222 175V174H221ZM224 175V173H223ZM222 175V176H223ZM233 175V174H232ZM240 175V174H239ZM252 175V174H251ZM263 175V174H262ZM261 175V177H262ZM94 177V175H90V177ZM96 176H98V174H96ZM95 176V177H96ZM105 176H107V174H105ZM211 176V175H210ZM209 176V177H210ZM230 176V174L228 175ZM246 176V175H245ZM254 176V175H253ZM89 177V175H88ZM92 177V178H93ZM260 177V176H259ZM31 178V177H30ZM108 178V177H107ZM204 178H206L204 176ZM203 178V181H205V179ZM214 178V177H213ZM221 178V177H220ZM225 178V176L223 177ZM231 179V176L229 177ZM246 178V177H244ZM110 179V177H109ZM190 179V178H189ZM226 179V178H225ZM243 179V178H242ZM116 180V179H115ZM194 180V179H193ZM212 180V179H211ZM217 180V178H216ZM220 179H218L219 181ZM249 180H252L251 178ZM202 181V182H203ZM233 181V179H232ZM240 181V180H239ZM244 183H245V179H243ZM261 181V180H260ZM259 181V182H260ZM263 181V180H262ZM206 182V181H205ZM216 182V181H215ZM109 183H111V181H109ZM117 183V181H116ZM211 183V181H210ZM237 183V182H236ZM248 183V181H247ZM34 184V183H33ZM121 184V183H120ZM213 184V182H212ZM221 184V183H220ZM255 184V183H254ZM108 185V184H107ZM200 185V184H199ZM214 185V184H213ZM227 185V184H226ZM251 185V184H249ZM258 185V184H256ZM264 187V184H262ZM31 186V185H30ZM34 186V185H33ZM117 186V185H116ZM191 186V185H189ZM206 186V185H205ZM212 187V185H210ZM219 186V185H217ZM216 186V187H217ZM225 186V185H224ZM231 186V185H229ZM243 186V185H241ZM109 187V186H107ZM215 187V188H216ZM246 187V186H245ZM249 187V186H248ZM260 187V186H259ZM262 187V186H261ZM261 187L258 188L261 190ZM112 188V187H111ZM117 188V187H116ZM193 188V186H192ZM237 188V186H236ZM242 188V187H241ZM108 189V188H107ZM229 187L225 186V190H228ZM234 189V188H233ZM257 189V190H258ZM109 190V189H108ZM116 190V189H115ZM124 190V189H123ZM121 190V192L123 191ZM208 190V189H207ZM220 189H218L219 191ZM222 190V188H221ZM243 190V188H242ZM111 192V190H109ZM120 191V190H119ZM193 191V190H192ZM215 191V190H214ZM217 191V190H216ZM230 191V190H229ZM254 191V190H253ZM251 193H254V192ZM259 191V190H258ZM196 192V191H194ZM204 192V191H203ZM223 192V191H220ZM227 192V191H226ZM239 195V191H237ZM243 192V191H242ZM241 192V193H242ZM248 192V191H247ZM106 193V192H105ZM123 193V192H122ZM125 193V192H124ZM240 193V195H241ZM195 194V193H194ZM216 194V193H215ZM244 194V193H243ZM250 194V193H249ZM256 194V192H255ZM121 195V194H119ZM198 195V194H197ZM209 195V194H208ZM211 195V193H210ZM220 195V194H219ZM259 195V194H258ZM264 195V193H263ZM261 195V196H263ZM46 196V195H45ZM204 196V194H203ZM215 195H213L214 197ZM229 196V194H228ZM227 196V197H228ZM236 196V195H235ZM251 196V195H250ZM254 196V195H253ZM252 196V197H253ZM122 197V196H121ZM207 199L208 197L205 196ZM226 197V198H227ZM240 197V196H239ZM264 197V196H263ZM262 197V198H263ZM115 198V197H114ZM199 199V197H197ZM230 198V196H229ZM235 198V197H234ZM250 198V197H248ZM261 198V197H260ZM10 199V198H9ZM44 199V198H43ZM197 199V200H198ZM210 199V198H209ZM219 199V198H218ZM247 199V198H246ZM258 199V198H256ZM8 200V199H7ZM45 200V199H44ZM205 200V198H204ZM232 200V199H231ZM264 200V199H263ZM122 201V200H121ZM213 201V200H212ZM216 201L219 202V200L216 199ZM245 201V199H244ZM252 201V200H251ZM47 202V201H46ZM199 202V201H198ZM217 202V203H218ZM24 203V202H23ZM35 203V202H34ZM123 203V202H122ZM200 203V202H199ZM202 203V200H201ZM234 203V202H233ZM237 202H235L234 204H236ZM246 203V202H245ZM262 203V202H261ZM210 204L211 203H208ZM215 204V203H214ZM219 204V203H218ZM227 204V203H226ZM260 204V202H259ZM263 204V203H262ZM125 205V204H124ZM220 205V204H219ZM225 205V203H224ZM230 205V204H229ZM240 205V204H239ZM261 205V204H260ZM126 206V205H125ZM130 206V205H129ZM144 206V207H145ZM198 206V204L196 205ZM195 206V208H196ZM214 206V205H213ZM222 206V204H221ZM231 206V205H230ZM235 206V205H234ZM242 206V203H241ZM239 206V207H241ZM246 206V205H245ZM120 208V206H118ZM124 206L121 205V208H123ZM143 207V208H144ZM158 207V206H157ZM238 207V208H239ZM141 208V210L143 209ZM156 208V207H154ZM183 208V207H182ZM208 208V206H207ZM237 208V207H236ZM126 209V208H124ZM130 209V208H129ZM135 209V208H134ZM160 209V208H159ZM202 209V208H201ZM210 209V208H208ZM212 209V206H211ZM210 209V210H211ZM231 209V207H230ZM230 209L229 212H230ZM263 209V208H262ZM15 210V209H14ZM118 210V209H117ZM121 210V209H120ZM144 210V209H143ZM152 210V209H151ZM150 210V211H151ZM198 210V209H197ZM196 210V211H197ZM218 210V209H217ZM227 210V209H226ZM233 210V209H232ZM237 210V209H235ZM239 210V209H238ZM123 211V210H122ZM122 211H117L116 214H118V212H122ZM153 211V210H152ZM161 211V209H160ZM158 211V212H160ZM205 211V210H204ZM214 211V210H213ZM241 211V210H240ZM129 212V211H127ZM139 212V211H138ZM168 212V211H167ZM191 212V211H190ZM207 212V211H206ZM209 212V211H208ZM216 212V211H215ZM220 212V211H219ZM219 212L217 214H219ZM227 212V211H226ZM264 213V211H262ZM148 213H151L148 211ZM161 213V212H160ZM159 213V214H160ZM164 213V212H163ZM189 213V212H187ZM199 213V212H198ZM225 213V212H224ZM232 213V212H231ZM230 213V214H231ZM234 213V211H233ZM236 213V212H235ZM262 213V214H263ZM125 214V213H124ZM128 214V213H127ZM131 214V212H130ZM145 214V213H143ZM257 214V213H256ZM260 213V215H262ZM27 215V214H26ZM136 215V213H135ZM149 215V214H147ZM158 215V214H157ZM156 215V216H157ZM189 215V214H188ZM121 216V215H119ZM134 216V215H133ZM140 216V213H139ZM144 216V215H142ZM141 216V217H142ZM163 216V215H162ZM167 216V215H166ZM165 216V217H166ZM201 216V215H200ZM215 216V214H214ZM240 216V215H239ZM259 216V215H258ZM135 217V216H134ZM138 217V214H137ZM145 217V216H144ZM150 217V216H149ZM164 217V218H165ZM183 217V215H182ZM197 217V216H196ZM203 217V216H202ZM206 217V216H205ZM204 217V218H205ZM236 217V215H235ZM263 217V216H262ZM106 218V217H104ZM103 218V219H104ZM113 218V217H112ZM115 218V217H114ZM117 218V216H116ZM122 218V216H121ZM125 218V217H124ZM186 218V217H185ZM188 218V217H187ZM199 218V217H198ZM197 218V219H198ZM203 218V219H204ZM208 218V217H207ZM102 219V220H103ZM134 219V218H133ZM140 219V218H139ZM144 219V218H141ZM140 219V220H141ZM148 220V216L146 218ZM163 219V218H162ZM169 219V218H168ZM190 219V218H188ZM201 219V217H200ZM213 219V218H212ZM216 219V218H215ZM247 219V217H246ZM111 220V219H110ZM113 220V219H112ZM118 220V219H117ZM118 223L120 221H117ZM137 220V219H136ZM139 220V221H140ZM166 220V218H165ZM181 220V219H180ZM202 220V219H201ZM200 220V221H201ZM206 219H204L203 222H205ZM225 221H227V219H224ZM232 220V219H231ZM123 221V220H122ZM126 221V220H124ZM144 221V220H143ZM154 221V220H153ZM215 221V220H214ZM104 222V221H103ZM110 222V221H109ZM128 222V221H126ZM135 222V221H133ZM138 222V221H137ZM136 222V223H137ZM146 222V221H145ZM155 222V221H154ZM163 222V221H162ZM168 222V221H167ZM171 222V220H170ZM173 222V220H172ZM220 222V221H219ZM230 222V221H229ZM114 223V222H113ZM131 223V221H130ZM142 224V222H140ZM211 223V222H210ZM209 223V224H210ZM216 223V222H215ZM225 223V222H224ZM234 223V222H232ZM99 224H101L99 222ZM98 224V226H99ZM105 224V222H104ZM107 224V223H106ZM111 224V223H110ZM128 224V223H127ZM139 224V223H137ZM144 224V222H143ZM146 224V223H145ZM145 224L142 225L145 227ZM154 224V223H153ZM152 224V225H153ZM161 224V223H160ZM182 224V223H181ZM180 224V226H181ZM221 224V223H220ZM241 224V223H240ZM263 224V223H262ZM113 225H117V224H113ZM122 225H125L122 223ZM130 225V224H129ZM135 225V224H134ZM140 225V224H139ZM167 225V223H166ZM179 225V224H178ZM183 225V224H182ZM229 225V224H228ZM234 225V224H233ZM232 225V226H233ZM246 225V224H245ZM252 225V224H251ZM31 226V225H30ZM101 226V225H100ZM119 226H120V222H119ZM133 225H131L132 227ZM162 227H164L163 225H161ZM190 226V225H189ZM207 226V225H206ZM205 226V227H206ZM231 226V225H229ZM102 227V226H101ZM108 227V226H107ZM110 227V226H109ZM114 227V226H113ZM113 227L111 226V229H113ZM139 227V226H138ZM143 227V228H144ZM194 227V226H193ZM237 227V226H236ZM240 227V226H239ZM244 227V226H243ZM99 228V227H98ZM115 228V227H114ZM119 228V227H118ZM152 228L150 227L149 224V229ZM154 228V226H153ZM209 228V227H208ZM241 228V227H240ZM104 229H107L104 227ZM121 228H119L118 230H120ZM124 229V228H123ZM122 229V230H123ZM126 229V228H125ZM135 229V228H134ZM145 229V228H144ZM143 229V230H144ZM147 229V228H146ZM163 230V228H161ZM250 229V228H249ZM252 229V227H251ZM29 230V229H28ZM35 230V229H34ZM100 230L101 229H97ZM117 230V232H118ZM128 230H132V229H128ZM127 230V231H128ZM153 230V229H152ZM166 230V229H165ZM207 230V229H206ZM211 230V229H210ZM221 230V229H220ZM230 230V228H229ZM233 230V229H231ZM241 230V229H240ZM262 230V229H261ZM109 231V230H108ZM114 231V230H113ZM125 230V232H127ZM145 231V230H144ZM160 231V230H159ZM228 231V230H227ZM242 231V230H241ZM256 231V230H255ZM37 232V231H36ZM39 232V231H38ZM97 232V231H96ZM99 232V231H98ZM97 232V233H98ZM103 232V231H101ZM100 232V233H101ZM107 232V231H106ZM116 232V231H115ZM121 232V231H120ZM119 232V233H120ZM124 231L122 232L123 234H126ZM130 232V231H129ZM132 232V231H131ZM146 232V231H145ZM148 232V231H147ZM166 232V231H165ZM169 232V231H168ZM215 232V231H213ZM222 232V231H221ZM263 232V231H262ZM261 232V234H262ZM118 233V234H119ZM133 233V232H132ZM163 233V232H162ZM161 233V234H162ZM185 233V231L183 232ZM194 233V232H193ZM207 233V232H206ZM210 233V232H209ZM217 233V232H216ZM245 233V232H244ZM264 233V232H263ZM24 234V233H23ZM99 234V233H98ZM97 234V235H98ZM107 234V233H105ZM109 234V233H108ZM112 234V233H110ZM128 234V233H127ZM155 234V232H154ZM165 234V233H164ZM181 233H179L180 235ZM211 234V233H210ZM213 234V233H212ZM248 234V233H247ZM251 234V233H250ZM249 234V235H250ZM260 234V235H261ZM40 234H38L39 236ZM95 235V233H94ZM100 235V234H99ZM99 235L97 237H99ZM117 235V234H116ZM153 234H151L152 236ZM163 235V234H162ZM169 235V234H168ZM184 235V234H183ZM199 235V234H198ZM218 235V234H217ZM239 235V234H238ZM264 235V234H263ZM262 235V236H263ZM37 236V234L35 235ZM96 236V235H95ZM113 236V234L111 235V237ZM126 236V235H125ZM124 236V237H125ZM132 235H130L129 237H131ZM161 236V235H160ZM166 236V235H165ZM209 236V235H208ZM212 236V235H211ZM210 236V237H211ZM214 236V235H213ZM257 236V235H255ZM94 237V236H93ZM104 237V236H103ZM110 237V235H109ZM117 237H119V235H117ZM121 237V236H120ZM127 237V236H126ZM128 237V238H129ZM163 237V236H161ZM167 237V236H166ZM170 237V236H169ZM190 237V236H189ZM192 237V236H191ZM199 237V236H198ZM227 237V236H225ZM232 237V236H231ZM241 237V236H240ZM243 237V236H242ZM100 238V237H99ZM106 238V237H105ZM104 238V239H105ZM116 238V237H115ZM123 238V236H122ZM133 239V237H131ZM131 238H129L128 240H130ZM212 238V237H211ZM224 238V237H223ZM250 238V237H249ZM257 238V237H256ZM38 239V238H37ZM94 239V238H93ZM98 239V238H97ZM113 239V238H112ZM118 239V238H116ZM121 239V238H120ZM124 239V238H123ZM121 239V240H123ZM208 239V238H207ZM214 239V238H213ZM219 239V238H218ZM244 239V237H243ZM251 239V238H250ZM262 239V237H261ZM260 239V240H261ZM36 240V239H35ZM99 240V239H98ZM97 240V241H98ZM108 240V239H107ZM111 240V238H110ZM106 241V243L108 244V242L110 241ZM190 240V239H189ZM206 240V239H205ZM211 240V239H210ZM231 240V239H230ZM93 241V240H92ZM124 241V240H123ZM133 241V240H132ZM145 241V240H144ZM185 241V240H184ZM213 241V240H212ZM215 241V240H214ZM35 242V241H34ZM102 242V240H101ZM113 242V241H112ZM119 242H121L119 240ZM207 242V241H206ZM205 242V243H206ZM210 242V241H208ZM235 242V241H234ZM239 242V241H238ZM252 242V241H251ZM262 242V240H261ZM95 243V242H94ZM111 243V241H110ZM114 243V242H113ZM125 243V242H124ZM215 243V242H214ZM218 243V242H217ZM223 243V242H222ZM221 243V244H222ZM230 243V242H229ZM241 243V242H240ZM35 244V243H34ZM105 244V242H104ZM119 244V243H118ZM121 244V243H120ZM185 244V242H184ZM193 244V243H191ZM199 244V242L197 243ZM207 244V243H206ZM216 244V243H215ZM227 246V243H225ZM259 244V243H258ZM257 244V245H258ZM100 245V244H99ZM102 245V244H101ZM111 246V244H109ZM114 245V244H113ZM112 245V246H113ZM116 245V242H115ZM124 244H122L123 246ZM127 245V243L125 244ZM123 246L127 248V246ZM229 245V244H228ZM239 245V244H238ZM243 245V244H242ZM263 245V244H262ZM36 246V245H35ZM109 246V247H110ZM205 246V245H204ZM216 246V245H215ZM247 246V245H246ZM244 246V247H246ZM7 247V246H6ZM34 247V245H33ZM37 247V246H36ZM98 247V245H97ZM103 247V246H102ZM108 247V246H106ZM118 247V246H117ZM117 247L115 249H117ZM121 247V245L119 246ZM179 247V246H178ZM183 247V246H182ZM181 247V248H182ZM198 247V246H197ZM209 247V245H208ZM214 247V246H213ZM212 247V249H213ZM230 246H228L229 248ZM239 247V246H238ZM243 247V248H244ZM262 247V246H261ZM10 248V247H9ZM105 249V247H103ZM103 248H100V250H102ZM199 248V247H198ZM205 248V247H204ZM111 249V248H110ZM113 249V247H112ZM122 249V252H123ZM189 249L191 250V248L189 247ZM188 249V250H189ZM218 249V248H216ZM223 250V248H221ZM230 249V248H229ZM232 249V248H231ZM235 249V248H234ZM120 250V249H119ZM125 250V249H124ZM127 250V249H126ZM129 250V249H128ZM131 250V249H130ZM129 250V251H130ZM177 250V248L175 249ZM187 250V251H188ZM211 250V249H209ZM227 250V249H226ZM109 251V249H108ZM106 251V254L107 252ZM112 251V250H111ZM199 251V250H198ZM204 251V250H203ZM218 251V250H217ZM97 252V251H96ZM101 251H99L100 253ZM173 252V251H172ZM181 252V249H180ZM190 252V251H189ZM195 252V250H194ZM224 252V251H222ZM103 253V252H101ZM109 253V252H108ZM163 253V252H162ZM167 253V252H165ZM164 253V254H165ZM198 253V252H196ZM195 253V254H196ZM226 253V251H225ZM260 253V252H259ZM35 254V253H34ZM98 255V253H96ZM104 253V255H106ZM163 254V255H164ZM189 254V253H188ZM208 254V252L206 253V255ZM210 254V253H209ZM224 254V253H223ZM264 254V253H263ZM262 254V255H263ZM132 255V254H131ZM178 255V253H177ZM226 255V254H225ZM261 255V256H262ZM5 256V255H4ZM107 256V255H106ZM121 256V255H120ZM166 256V255H165ZM198 256V255H197ZM211 256V255H210ZM98 257V256H97ZM117 257V256H116ZM181 257V256H180ZM190 257V255H189ZM209 257V255H208ZM259 257V256H258ZM191 258V257H190ZM106 259V258H105ZM175 259V258H174ZM197 259V258H196ZM264 259V258H262ZM263 261V260H262ZM2 262V261H1ZM85 262V261H84ZM88 263V262H87ZM91 263V262H90ZM263 263V262H262ZM261 264V263H259Z\"/></svg>","mask_w":264,"mask_h":264}]
</instances>
